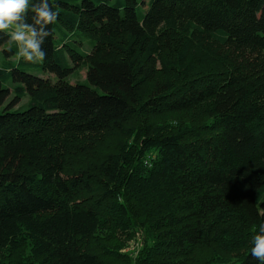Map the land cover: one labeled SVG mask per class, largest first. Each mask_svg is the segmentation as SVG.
Instances as JSON below:
<instances>
[{"label": "trees", "instance_id": "1", "mask_svg": "<svg viewBox=\"0 0 264 264\" xmlns=\"http://www.w3.org/2000/svg\"><path fill=\"white\" fill-rule=\"evenodd\" d=\"M42 3L59 14L43 62L9 61L21 46L0 32V264H112L89 244L124 221L155 235L144 264H192L234 225L259 234L264 0H30ZM23 22L41 29L32 12ZM57 27L92 50L57 42ZM80 61L87 81L68 82ZM138 117L128 155L85 158L88 137ZM251 248L234 264H260Z\"/></svg>", "mask_w": 264, "mask_h": 264}, {"label": "rangeland", "instance_id": "2", "mask_svg": "<svg viewBox=\"0 0 264 264\" xmlns=\"http://www.w3.org/2000/svg\"><path fill=\"white\" fill-rule=\"evenodd\" d=\"M67 36H62V32L57 27V42L66 41L70 48L74 51H77L81 54L89 53L92 50V45L88 37L79 32H67ZM19 59L18 56L10 58L9 61H14ZM6 60L3 58L0 53V66L4 64ZM75 65L74 63H72ZM87 64L84 61H80L78 66L74 67L73 72L66 77V80L70 83L76 82H86V73H87ZM159 62L155 65V70H160ZM40 75L50 76L55 78L53 74L50 73H40ZM55 80V79H54ZM8 85L11 88L15 87V84L9 82ZM13 94H11L12 99ZM30 99V96L25 93L22 96L20 103L16 108H24ZM139 123V117L136 120H133L130 124L124 127L120 131L105 132L97 135H92L87 138L86 142H91L90 147L88 148V153L85 158L95 164L96 156L100 155L102 158H106L109 155H112L116 158H121L123 155H128L130 151L133 150L132 143V132H129V129L134 127ZM169 123V122H168ZM175 125V123H171ZM96 155V156H95ZM158 156V153L155 150H151L146 154L145 161L143 166H149ZM99 162V160H97ZM124 165L128 166V161H124ZM92 172H94L91 169ZM99 176V175H98ZM97 189L103 193L105 190L104 184L100 183V186H97ZM113 196V195H112ZM111 196V197H112ZM111 197L105 194L106 200L111 199ZM111 226V229L114 230L117 228L115 233L107 232V230H102L98 232L95 237V241L89 244L91 250L96 252H101L108 250L109 255L106 257V260L110 261L112 264H144L147 263L151 258L150 250L154 245L153 233L145 229L137 228L136 225H133L131 222L124 221L122 225H117L115 228ZM223 234L222 241L216 240L211 245H206L201 250L194 255V260L192 264H234L242 258L243 255L248 252L251 248L253 236L257 234V228L253 227L249 229L245 236L240 237V230L237 225L231 226L230 229L226 230ZM106 235L103 239V237ZM238 239L237 243H242L239 248L234 244V240L231 237ZM105 241L104 245L102 240ZM98 241H101L100 243ZM235 245V246H234ZM106 252V251H105ZM24 254L27 256V251L25 249ZM106 255V254H105ZM29 261L28 259H24ZM22 264H24L22 262ZM25 264H29L26 262Z\"/></svg>", "mask_w": 264, "mask_h": 264}, {"label": "clouds", "instance_id": "3", "mask_svg": "<svg viewBox=\"0 0 264 264\" xmlns=\"http://www.w3.org/2000/svg\"><path fill=\"white\" fill-rule=\"evenodd\" d=\"M29 12L35 14V23L41 25L39 32L23 22ZM58 15V12L49 9L47 3L34 6L30 0H0V32L8 33L11 41L20 44L18 57L23 56L25 62L40 63L45 56L39 51L41 38L49 35L43 31V25L54 24ZM252 243L251 256L264 264V226L260 227L259 234L253 236Z\"/></svg>", "mask_w": 264, "mask_h": 264}]
</instances>
